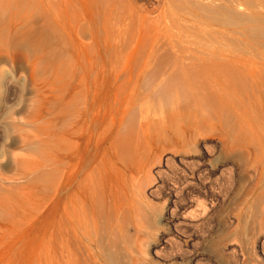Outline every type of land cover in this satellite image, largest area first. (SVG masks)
Wrapping results in <instances>:
<instances>
[{"label":"rangeland","instance_id":"rangeland-1","mask_svg":"<svg viewBox=\"0 0 264 264\" xmlns=\"http://www.w3.org/2000/svg\"><path fill=\"white\" fill-rule=\"evenodd\" d=\"M73 1L78 19L62 16L54 35L39 46L34 28L23 25L22 44L0 47V174L12 179L0 201V264H264V145L259 137L249 148L240 141L226 148L219 129L198 128L194 103L177 99L148 109L154 87L143 86V78L149 69H143V77L135 71L149 62L150 51L172 40L195 52L208 39L223 43L231 36L240 42L234 52L242 51L256 41L248 26L212 21L192 0H122L121 23L133 22L134 32L109 39L92 22L89 4ZM229 1L247 14L264 12L259 0H251L250 8L236 5L243 0ZM51 51L53 62L47 59ZM176 55V62L189 61ZM63 102H88L104 119L143 111L135 125L138 134L131 137L134 147L117 163L120 169H111L124 200L114 202L101 183L94 191L96 208L57 233L50 168L53 121L65 109ZM105 141L95 152L100 158ZM204 142L212 149L206 161L211 168L219 166L217 171H198ZM34 148L41 154L29 152ZM72 153L75 172L80 157L76 149ZM35 161L42 163L37 171L44 176H23ZM25 198L31 201L27 209L16 208L14 201ZM167 205L171 213L165 217Z\"/></svg>","mask_w":264,"mask_h":264},{"label":"bare ground","instance_id":"bare-ground-1","mask_svg":"<svg viewBox=\"0 0 264 264\" xmlns=\"http://www.w3.org/2000/svg\"><path fill=\"white\" fill-rule=\"evenodd\" d=\"M80 1L89 4L92 22L97 24V29L99 28V31L102 29V33L109 39L115 36L126 39L129 34H133V22L122 25L125 20L123 19L122 22L121 18L123 13L124 15L126 13L120 8L122 0ZM259 1L264 6V0ZM190 4L209 16L212 21L226 26L246 24L250 36L256 38L255 45L248 44L242 51L234 52L239 47V41L232 39L231 36L225 37L223 43L208 39L210 43H201L202 49L195 52L185 49L174 40L159 44L149 52V62L146 59L141 67L135 68L136 73L141 72L142 77L143 69L146 67L149 69L147 76L143 78V86L152 85L154 88L148 95L147 108L158 109L165 102H173L177 99H182L181 102H192L197 107L198 128L202 129L206 124H210L211 127L219 129V136L223 139L226 148L238 141L249 148L251 144H255L257 136L264 145V12L258 14L253 11L247 14L242 10L234 9L229 0H221L214 5L192 0ZM242 4L249 8L254 6L251 0L236 3L238 7H242ZM62 16L72 22L78 19L77 6L73 0H0V47L8 42L15 47L22 44L23 25L34 28L32 31L39 46L44 39L46 41L54 35L56 23ZM50 43L49 41V46ZM136 51L137 49L134 54L137 56L140 50ZM177 53L187 57L189 61L176 62ZM52 54L51 51L47 56L50 62L55 59ZM136 56L135 61L140 62L138 60L140 58ZM132 60L130 63L134 62ZM62 61L67 65V60ZM3 73L0 69V85L4 81ZM171 79L173 84L169 86L168 82H171ZM62 104L65 109L58 112L57 108L58 113L56 112L53 121V162L50 168L53 190L51 211L55 217L57 233L63 228L70 229L75 218L81 214L91 213L96 208L94 191L99 184L102 183L106 190L112 192L114 202H118L120 196H124L121 195L123 188L117 187L113 182L111 169L115 171L120 169L117 163L125 155H129L134 147L131 137L138 134V128L135 127L143 111L141 108L129 110L122 120L113 117L104 119L95 106L89 107L88 102ZM170 114L166 113L165 116L169 117ZM79 123H81L79 128L73 129L74 124ZM104 140L107 146L103 151L104 158H100L95 152L102 149ZM206 145L207 142H204L202 146L205 149L199 153L198 171L209 172L210 169L217 171L219 166L211 168L206 161L208 152L212 150L210 147L207 150ZM75 149L79 154L80 162L74 172L71 159ZM29 152L41 154L37 148ZM37 163V166L30 167ZM41 164L35 161L29 167H25L23 176L31 175L34 178L44 176L46 172L37 171L41 169ZM9 179L0 174V201L4 200L6 185L12 182V179ZM22 179L18 177L16 180L21 182ZM121 198L124 200V197ZM30 202L25 198L18 199L13 204L24 211ZM33 209L38 211L40 207L35 205ZM169 213H171L170 205H167L163 214L166 217Z\"/></svg>","mask_w":264,"mask_h":264}]
</instances>
